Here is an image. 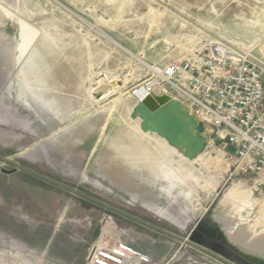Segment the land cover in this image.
I'll return each instance as SVG.
<instances>
[{
    "label": "rangeland",
    "instance_id": "1",
    "mask_svg": "<svg viewBox=\"0 0 264 264\" xmlns=\"http://www.w3.org/2000/svg\"><path fill=\"white\" fill-rule=\"evenodd\" d=\"M215 42L264 65V0H0V155L180 236L212 229L218 247L203 246L235 264L263 263L215 219L216 209L233 220L249 213L247 228H264V199L231 175L217 142L194 175L200 188L218 183L190 223L204 191L193 202L156 175L162 162L193 167L132 119L144 63L161 61L165 45L178 53ZM99 242L108 253L123 246L122 264H223L0 161V264H92Z\"/></svg>",
    "mask_w": 264,
    "mask_h": 264
},
{
    "label": "built area",
    "instance_id": "2",
    "mask_svg": "<svg viewBox=\"0 0 264 264\" xmlns=\"http://www.w3.org/2000/svg\"><path fill=\"white\" fill-rule=\"evenodd\" d=\"M164 51L161 61L143 64L136 87L185 104L211 129L209 142H217L231 175L247 177L264 199V65L224 42ZM100 253L97 264H120L116 253Z\"/></svg>",
    "mask_w": 264,
    "mask_h": 264
},
{
    "label": "water",
    "instance_id": "3",
    "mask_svg": "<svg viewBox=\"0 0 264 264\" xmlns=\"http://www.w3.org/2000/svg\"><path fill=\"white\" fill-rule=\"evenodd\" d=\"M152 98H156L159 102V96H147V99ZM131 114L133 119H140L139 127L142 131L156 133L158 136L164 138L166 142L170 145L182 146L188 151L187 156H192V154L202 152L204 149H206L208 145H205L203 137L197 134H193L192 132L191 126L195 127L197 121H199L197 116L195 114H189V109L187 107L184 108L182 103H180L176 99L165 98V100L159 102L155 106H149L146 101L138 100ZM204 136L207 139L209 138L208 134H204ZM0 161L12 166L13 170H22L52 185L67 190L72 194L94 202L95 204L102 206L114 213L120 214L126 218L138 222L148 228H151L159 233L169 236L190 247L196 248L204 252L205 254L215 258L223 264H235L229 259L217 254L213 248H207L203 246L201 241L196 237L195 231L190 232L188 237L180 236L179 234L161 228L142 218H139L120 208H117L107 202H104L96 197L90 196L76 188L68 186L67 184H64L36 170L26 167L18 163L17 161L11 160L8 157H3L0 155Z\"/></svg>",
    "mask_w": 264,
    "mask_h": 264
},
{
    "label": "bare ground",
    "instance_id": "4",
    "mask_svg": "<svg viewBox=\"0 0 264 264\" xmlns=\"http://www.w3.org/2000/svg\"><path fill=\"white\" fill-rule=\"evenodd\" d=\"M99 34L101 36H103L104 38L110 40L113 44L116 45V43L113 42L114 40L112 41L104 33H102V31ZM129 54H131V53H129ZM108 89H109V87H108ZM138 89H140V88H138ZM100 90H102L101 91V94L102 93L105 94L107 89L101 88ZM140 90L143 92L142 89H140ZM143 94L145 95L144 92H143ZM165 98L167 99L168 97H166L165 95H163L162 97L159 98V102H162L163 100H165ZM142 101H146L149 106H155V105H157L159 103L156 98L147 99V96L146 95L144 96V98L142 99ZM179 102L182 103L181 101H179ZM182 105L184 106V108L186 107L185 104L182 103ZM189 114L194 115L191 111H189ZM198 123H200V122L197 121L195 127L194 126H191L192 132H193V134H197V135H200L201 137H203V141H204L205 145H207L208 142H209V140L204 136V133H203L204 132V128L201 127V126H199ZM142 132L143 133L153 134V133H151L149 131H147V132L142 131ZM168 145L171 146V147H173V148H175V149H177L178 152L182 156L181 158L184 159L186 161V163L188 165H191L193 168H189L185 164H179V163L177 164V163H174L175 160L174 161H171V163H169V164H166L164 162L160 163V165L158 164L159 165V167H157L158 168L157 169L158 170V174L156 176L159 179H161V180H163L165 182V184L161 187V189H163L165 191H170L171 189H174V188H178L180 190H183L184 189L185 190V194H186L187 197L193 196L192 197L193 202H196V200L200 199V198H197L196 197L197 196V193H200L201 191H204V193H205L203 199L199 202V205L197 204L198 207L194 210L195 212L193 213V215H189L187 217V221L191 223L201 213H203L206 210L207 204H208L207 203V196H206V194H207V192L210 189H212V187H215L217 185L218 181H216L215 184L206 183L205 186H203V187L201 186V188L198 187L197 186V177H196V175H194V170L198 168L197 161H198V158H199L201 152L200 153H197V154H192V156H187L188 151L185 148H183L182 146H180V145H175L174 146V145H170V144H168ZM218 150L221 151L220 148ZM178 156H180V155H178ZM182 163H184V162H182ZM227 191H230V189L227 190ZM227 191L224 194V197L226 199L234 198L232 196L233 194L231 192L229 193ZM237 199L238 198H236V200ZM165 216H167V215H165ZM232 216L230 218V213H229V215H228V213L226 215H224L218 209L215 210V219L218 222H220L221 224H223L226 221V222H230V223L233 224V226H231L230 228L227 229L228 235H226V236H229L231 242L233 244H235V245H238L239 247H241L243 249L245 247H249L251 245L252 246H256L258 248V252L257 253H259V255H257V256H259L260 259H263L264 260V228L260 231L256 227V229L258 230V232H252V231H250L247 228V224H250V222L253 221V219H252V217H251V215L249 213L240 214L238 217H235L237 220H233L232 219ZM173 223L176 224V222L174 220H173ZM243 244L245 245V247L243 246ZM122 248H123V246H119V247L118 246H115L112 249V251H111L113 253H116V255H117L116 262H119L120 264H122V261H123V255H120V253H119V252H122ZM101 250H102V245H101V242H99L97 244L96 248H95L94 254L91 256V262H92V264L99 263L97 260L99 258L98 255L101 254L100 253ZM258 263L259 264H264V262L263 263H260L259 261H258Z\"/></svg>",
    "mask_w": 264,
    "mask_h": 264
},
{
    "label": "flooded vegetation",
    "instance_id": "5",
    "mask_svg": "<svg viewBox=\"0 0 264 264\" xmlns=\"http://www.w3.org/2000/svg\"><path fill=\"white\" fill-rule=\"evenodd\" d=\"M195 231L196 237L204 243L208 241L214 247H218V243L216 242L217 236H214L215 231L212 229L204 228L202 225H198L191 232Z\"/></svg>",
    "mask_w": 264,
    "mask_h": 264
},
{
    "label": "crops",
    "instance_id": "6",
    "mask_svg": "<svg viewBox=\"0 0 264 264\" xmlns=\"http://www.w3.org/2000/svg\"><path fill=\"white\" fill-rule=\"evenodd\" d=\"M106 39V38H105ZM107 41H109V42H111L110 40H108V39H106ZM112 43V42H111ZM115 45V44H114ZM136 89V88H135ZM142 94V95H141ZM134 95L139 99V100H142L143 98H144V94H143V92L142 91H140V90H135V93H134ZM156 96H159V97H161L160 95L161 94H159V93H156L155 94ZM164 94H162V96H163ZM174 99V98H173Z\"/></svg>",
    "mask_w": 264,
    "mask_h": 264
}]
</instances>
